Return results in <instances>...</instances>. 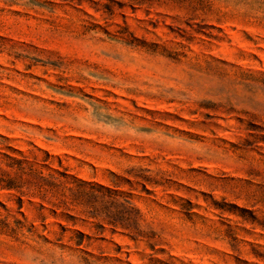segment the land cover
Masks as SVG:
<instances>
[{"label": "rangeland", "instance_id": "rangeland-1", "mask_svg": "<svg viewBox=\"0 0 264 264\" xmlns=\"http://www.w3.org/2000/svg\"><path fill=\"white\" fill-rule=\"evenodd\" d=\"M0 179V264H264V0H0Z\"/></svg>", "mask_w": 264, "mask_h": 264}, {"label": "trees", "instance_id": "trees-1", "mask_svg": "<svg viewBox=\"0 0 264 264\" xmlns=\"http://www.w3.org/2000/svg\"><path fill=\"white\" fill-rule=\"evenodd\" d=\"M10 159L14 160V162L20 166L19 169L23 170V167H21V164L23 163L20 160H16L10 156H8ZM61 175H65L64 173H62ZM5 180L0 179V184H2L1 182H3ZM33 185L36 190L38 191V193L41 194V198L43 200H46L48 203L51 204L52 208L50 209L51 212L53 214L56 215L57 210L58 209H62V210H68L69 209V204H72L74 201L80 199H84V198H88V201L90 198H95V196L93 195L92 192V188L93 186H91V190H85L82 189L81 185H78V188L76 189H72V188H68V190L70 191V196H71V201H67L65 199L66 195L65 192H63L61 194L62 198H58L55 201H52L50 199L47 198V195L50 191H54V189H58V187L60 186L59 183H57V178L53 177V176H48V177H44L43 175H39L37 180L34 181ZM84 185V184H83ZM2 188H6V189H15L17 186L14 185L11 180L5 182V184H3L1 186ZM109 196L111 197L110 200L106 201L107 203V213H108V218L109 220V224L112 225H116L117 223H124L122 225H124V227H129V221L131 216H133V212H135V209L133 208L132 205H130V202L127 198H124L123 202H118L117 200H115L116 198V193L115 192H111L109 191ZM21 199H19V203L21 204ZM45 206L43 204L39 205V210L44 209ZM117 221H123V222H117ZM2 225L6 228H9L10 232L13 233H17L18 230L20 229L19 227L22 226L20 221H16L15 226L14 227H9L8 223L6 222H2ZM32 229H33V225H30L29 227H27V231L30 233H32ZM138 233H140V231H137ZM81 236L83 234L79 233ZM37 237L42 238L43 241L47 242V238L44 235L41 234H37Z\"/></svg>", "mask_w": 264, "mask_h": 264}]
</instances>
